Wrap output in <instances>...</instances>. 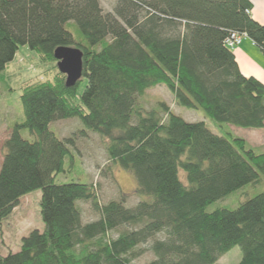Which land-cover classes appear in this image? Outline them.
<instances>
[{
    "label": "trees",
    "instance_id": "obj_1",
    "mask_svg": "<svg viewBox=\"0 0 264 264\" xmlns=\"http://www.w3.org/2000/svg\"><path fill=\"white\" fill-rule=\"evenodd\" d=\"M252 9L251 0H118L105 13L100 0H0V80L22 45L55 69L53 80L22 87L24 118L8 124L0 167V240L4 219L36 190L45 229L24 236L21 250L0 264H132L147 253L144 245L155 255L147 264H218L235 246L243 253L238 264H264V191L236 208L207 210L263 181L264 151L231 129L264 128V84L241 71L226 43L244 33L264 53V24ZM61 46L83 52L73 87L54 57ZM158 85L176 104L202 109L221 134L165 102L162 110L136 104ZM74 117L85 137L101 136L111 167L132 172L137 192L152 199L103 204L92 181L58 182L77 156L75 143L50 125ZM81 203L98 218L83 223Z\"/></svg>",
    "mask_w": 264,
    "mask_h": 264
},
{
    "label": "rangeland",
    "instance_id": "obj_2",
    "mask_svg": "<svg viewBox=\"0 0 264 264\" xmlns=\"http://www.w3.org/2000/svg\"><path fill=\"white\" fill-rule=\"evenodd\" d=\"M100 2L105 13H114L118 0H100ZM70 28L76 33L75 24ZM53 66L54 63H43L39 53L32 50L29 45L20 46L15 59L7 65L4 80H0V167L4 158L3 145L11 133L8 124L10 121L24 118L21 104L22 87L26 82L53 80L55 75ZM86 83L87 79L84 78L78 90L79 96L82 94ZM162 102L167 103L175 114L187 122L205 121L214 132L221 134L222 131L216 123L208 118L202 109H190L176 104L173 94L165 85L148 89L136 100L138 106L147 110H162ZM50 127L60 138L71 139L75 143V145L70 144V146L77 156L74 169L66 175H60L57 179L58 182L79 179L80 176L83 181H92L97 185V191L103 204L110 200H121L123 196H127L126 205L135 207L141 200L152 199L149 195H141L137 192V179L132 172L118 168L116 165L111 167L101 136L92 132L89 137H85L82 133L84 126L79 118L57 120L52 122ZM231 129L235 135L241 134L240 128L231 126ZM23 136L29 139L33 138L28 130L23 131ZM251 142H253L256 151H264V143L252 139ZM109 167H111L112 174L108 171ZM180 177L187 183L186 173L182 169ZM262 178L263 181L259 185H246L230 196L210 204L207 210L213 211L219 207L236 208L247 198L264 191V176ZM41 196L40 190L23 196L19 206L4 219L3 238L0 240V256H6L10 252H19L24 236H27L34 229L40 231L45 229L41 217ZM81 207L84 216L82 217L83 223L98 218L90 203H81ZM162 236L159 235V237ZM143 247L147 249V253L141 259L134 260L132 264H147L155 259L154 253L150 251V245ZM242 255L241 248L235 246L221 256L218 264H238Z\"/></svg>",
    "mask_w": 264,
    "mask_h": 264
},
{
    "label": "crops",
    "instance_id": "obj_3",
    "mask_svg": "<svg viewBox=\"0 0 264 264\" xmlns=\"http://www.w3.org/2000/svg\"><path fill=\"white\" fill-rule=\"evenodd\" d=\"M253 3L252 15L260 23L264 24V0H251ZM241 71L246 76H253L264 84V53L249 37H245L241 44L234 49ZM171 108V107H170ZM241 129V128H240ZM241 134L253 147L251 142L264 143V128L262 129H241Z\"/></svg>",
    "mask_w": 264,
    "mask_h": 264
},
{
    "label": "water",
    "instance_id": "obj_4",
    "mask_svg": "<svg viewBox=\"0 0 264 264\" xmlns=\"http://www.w3.org/2000/svg\"><path fill=\"white\" fill-rule=\"evenodd\" d=\"M58 69L67 76V87H73L83 76V52L75 47L61 46L54 52Z\"/></svg>",
    "mask_w": 264,
    "mask_h": 264
},
{
    "label": "built area",
    "instance_id": "obj_5",
    "mask_svg": "<svg viewBox=\"0 0 264 264\" xmlns=\"http://www.w3.org/2000/svg\"><path fill=\"white\" fill-rule=\"evenodd\" d=\"M245 37H247V35L244 33L232 32L226 41L227 46L234 49L241 44Z\"/></svg>",
    "mask_w": 264,
    "mask_h": 264
}]
</instances>
